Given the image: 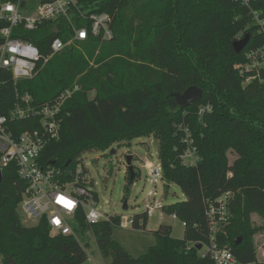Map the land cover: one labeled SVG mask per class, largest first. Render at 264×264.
<instances>
[{
    "label": "trees",
    "instance_id": "obj_1",
    "mask_svg": "<svg viewBox=\"0 0 264 264\" xmlns=\"http://www.w3.org/2000/svg\"><path fill=\"white\" fill-rule=\"evenodd\" d=\"M78 8L85 15L108 14L114 39L103 42L90 36L70 44L34 79L17 86L4 75L0 115L15 105L16 89L41 106L79 86L62 109L60 139L47 145L41 160L72 169L86 152H105L152 134L160 142L168 186L177 185L186 197L163 210L186 224L185 235L176 239L172 227L163 225L153 232L157 245L135 258L113 239L114 229L124 223L120 216L91 225L80 214L74 225L80 242L53 234L45 221L26 227L19 213L25 184L15 165H0V264H84L88 255L82 241L90 236L111 264H215L208 251L207 212L210 202L228 193L227 222L219 225L214 243L230 250L239 264H264L258 260L251 226L252 214L264 221V75L262 83L244 86L235 70L245 52L264 46L253 17L254 11H264V3L247 8L240 0H78ZM71 17L79 27L89 26L76 11ZM73 34L69 22L60 18L14 37L49 56L55 39L68 44ZM247 35V47L237 54L234 43ZM190 87L202 90L203 97L181 108L172 94ZM202 107L210 111L200 115ZM189 147L199 157L192 167L181 161ZM229 152L237 155L233 164ZM136 178L137 173L131 181L127 172L129 183ZM148 222L144 212L132 218V227L145 231ZM198 245L207 250H198Z\"/></svg>",
    "mask_w": 264,
    "mask_h": 264
},
{
    "label": "built area",
    "instance_id": "obj_2",
    "mask_svg": "<svg viewBox=\"0 0 264 264\" xmlns=\"http://www.w3.org/2000/svg\"><path fill=\"white\" fill-rule=\"evenodd\" d=\"M247 8L264 0H240ZM73 11L78 18L89 22V26L74 25ZM253 17L260 33L264 34V11H254ZM65 18L71 25L73 39L64 43L55 39L51 44V54L43 56L33 43L14 37L15 33L25 35L35 31L45 22ZM112 19L108 14L85 15L78 8V0H0V81L11 78L15 86L21 81L34 79L53 56L62 52L68 45L84 42L90 36L109 42L114 39L111 27ZM243 79V85L263 82L264 46L247 51L244 61L235 66ZM9 75V76H8ZM80 90L79 86L62 92L54 101L45 105H34L29 93L15 91V105L6 115H0V165H15L19 177L25 184V192L20 205L23 216L38 224L45 221L55 235L74 237L80 242L74 229L76 218L83 214L88 224L110 221L112 217L100 210V197L97 183L90 169L81 162L72 169H63L55 164L46 165L41 159L47 145L60 139V117L65 103ZM210 108H200V115ZM18 123H25L18 127ZM22 127L25 128L22 131ZM187 141L190 133L187 132ZM192 144V141L189 142ZM185 166L197 165L199 157L196 149L189 147L181 156ZM148 169L147 181L150 185L146 212L149 217L157 205L156 189L163 181L161 165L145 164ZM68 167V166H67ZM230 194H225L209 203L207 215L210 219L211 245L208 247L215 264H239L228 249H218L215 234L221 223L227 222V201ZM153 202V203H152ZM176 219V217H174ZM132 226V218L127 220ZM185 228L186 224L182 223ZM252 264V263H251Z\"/></svg>",
    "mask_w": 264,
    "mask_h": 264
},
{
    "label": "rangeland",
    "instance_id": "obj_3",
    "mask_svg": "<svg viewBox=\"0 0 264 264\" xmlns=\"http://www.w3.org/2000/svg\"><path fill=\"white\" fill-rule=\"evenodd\" d=\"M74 25L77 29L79 28L78 22L75 21ZM94 96L92 94L91 98ZM159 147V140L151 134L134 139L130 143L114 144L105 152H86L81 157L97 183L101 212L108 214L109 217L120 216L124 220L121 227L114 229L113 239L135 258L146 255L151 247L157 245L158 241L153 232L159 230L163 225L172 227V236L176 239H183L185 235V228L181 221L175 219L174 215L166 214L163 207L183 202L186 197L177 185L170 184L168 186V181L165 178L156 189L158 196L154 205L159 208L150 214L146 230H135L131 225H127L128 219L146 212L150 185L147 181L148 169L145 164L156 165L161 163L158 155ZM113 149L116 150L114 155L111 154ZM130 155L134 157L133 166L137 173V178L133 184L129 183L127 179V156ZM228 156L230 164H233L237 159V155L233 152H229ZM167 187L169 188L167 189ZM125 201H127L128 210L123 209ZM19 213L23 216L21 208ZM23 218L26 227L36 225L35 222L26 219L24 216ZM251 222L258 260L264 263V230L262 229L264 221L260 215L252 214ZM82 245L88 255V260L84 264H111V259L103 258L93 237L84 239ZM206 250L204 248L202 251L205 252Z\"/></svg>",
    "mask_w": 264,
    "mask_h": 264
},
{
    "label": "water",
    "instance_id": "obj_4",
    "mask_svg": "<svg viewBox=\"0 0 264 264\" xmlns=\"http://www.w3.org/2000/svg\"><path fill=\"white\" fill-rule=\"evenodd\" d=\"M250 37L249 35L245 36L242 40L235 42L234 43V50L237 54H241L245 48L247 47L248 43H249ZM172 97L175 98L177 104L181 107V108H188L193 106L196 102L200 101L203 97V92L202 90L198 89L197 87H190L188 88L184 93H175L172 94ZM116 153V150H112L111 154L114 155ZM133 156H127V165H128V171L130 173V177H131V181L134 180L135 175H136V171L135 168L133 166ZM69 165V162L67 164V166ZM3 180V173H2V169L0 168V183ZM123 209L124 210H128V204L127 201L124 202L123 205ZM202 245H198L197 249L198 250H202ZM11 264H16L15 261L11 260Z\"/></svg>",
    "mask_w": 264,
    "mask_h": 264
}]
</instances>
